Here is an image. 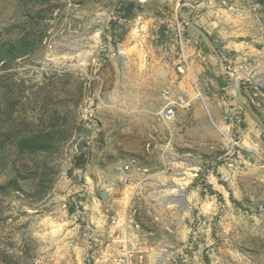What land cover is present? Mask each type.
<instances>
[{"label": "rangeland", "instance_id": "1", "mask_svg": "<svg viewBox=\"0 0 264 264\" xmlns=\"http://www.w3.org/2000/svg\"><path fill=\"white\" fill-rule=\"evenodd\" d=\"M135 1L143 8L124 20L117 12L121 0H50L41 7L0 0V41L17 36L23 24L43 38L9 69L0 66V140L10 130L36 132L53 118L63 137L55 152L34 156L0 141V185L19 184L0 195V254L10 264H264V181L236 192L214 173L222 189L215 191L207 182L212 167L204 162L213 152L195 155L203 167L188 182L167 146L172 123L158 112L166 98L174 99L170 90L181 78L176 67L184 64L177 0ZM211 1L210 12L245 6L264 33L257 0ZM227 65L232 73L233 63ZM235 166L244 171L243 162ZM110 194L134 211V230L157 235L149 259L123 246L116 254L106 246L107 234L97 237L114 223ZM161 201L167 216L154 212Z\"/></svg>", "mask_w": 264, "mask_h": 264}, {"label": "crops", "instance_id": "2", "mask_svg": "<svg viewBox=\"0 0 264 264\" xmlns=\"http://www.w3.org/2000/svg\"><path fill=\"white\" fill-rule=\"evenodd\" d=\"M180 1L182 4H179ZM195 1L177 0L175 5L176 28H180L178 17L185 22L179 29L185 31L181 54L184 64L176 67L181 78L170 90L174 96L176 117L169 128L167 146L176 154L174 165L184 172L183 179L188 182L196 175L197 169L203 167V162L197 161V153L215 152L214 158L204 161L212 167L207 168V182L221 193L218 179L229 181L231 187L239 192L242 184L249 185V182H256L259 178L264 181V164L259 165L258 162L262 155L259 149L264 151V84L261 80L256 81L259 75L264 83V33L260 32L258 20L241 4L217 7L210 12L213 8L211 0ZM184 4L190 6L183 10L186 11L183 12L185 16L178 9ZM229 54H233L234 58L246 55L254 60V81L263 89L260 91L263 98L253 96V86L244 81L246 74L238 71L230 73L227 63L236 66L237 62ZM211 73L213 76L209 78ZM232 139L238 140L242 148L243 157L240 160L232 157ZM178 153L188 156L181 158ZM222 160L225 162L216 163ZM241 162L244 163L243 172L235 166ZM214 173L219 176L218 179ZM110 198L115 205L114 223L108 229H100L102 233L96 232L97 237L107 234L109 240L106 246L116 254L123 246L137 253L146 252L145 256L149 259L155 241L159 240L157 235L134 230L126 201L114 199L111 194ZM166 207L161 201L154 212L159 217L167 216L164 212Z\"/></svg>", "mask_w": 264, "mask_h": 264}, {"label": "trees", "instance_id": "3", "mask_svg": "<svg viewBox=\"0 0 264 264\" xmlns=\"http://www.w3.org/2000/svg\"><path fill=\"white\" fill-rule=\"evenodd\" d=\"M33 6H45L49 4L50 0H26ZM261 6L264 14V0H257ZM122 7L118 9L119 17L124 20H129L136 15L143 8L139 2L135 0H121ZM40 10V9H39ZM40 11H46L42 8ZM39 11V12H40ZM39 12H36V17L39 20H44L45 17ZM28 18H34L32 15ZM34 27L21 25L19 34L17 36L8 37L0 41V66L1 69L7 70L10 65L16 60L30 55L35 51L37 44L42 42V36H38L39 33L35 32ZM263 91V89H261ZM59 118H53L52 121L44 128L39 129L36 132H20L14 131L12 135L11 130L3 136L9 142L14 143L17 152L19 154L37 155V154H50L56 151L58 144L63 140L58 130ZM4 139L0 140L2 144ZM3 146V145H2ZM84 154H81L76 159V165L80 166L84 163ZM19 184L16 179L9 180L3 185H0V195H5L10 191L18 190ZM0 262L4 264H10V258L7 255L0 254Z\"/></svg>", "mask_w": 264, "mask_h": 264}, {"label": "built area", "instance_id": "4", "mask_svg": "<svg viewBox=\"0 0 264 264\" xmlns=\"http://www.w3.org/2000/svg\"><path fill=\"white\" fill-rule=\"evenodd\" d=\"M234 60H236V66H234V70L232 71L233 74L235 72H242L243 74H246L247 77H245V82H249L254 89L253 96L258 97L261 96V87L259 84H256L255 81L252 79L254 78L256 72H255V62L252 58L246 55H241L239 57H235ZM238 69V70H236ZM250 77V78H249ZM252 80V81H251ZM166 105L158 112L159 118L164 121L165 123H173L176 117V105L173 100H170L169 98H166ZM231 146H232V154L237 157V159H241L243 157L242 148L239 145L238 140L232 139L231 140ZM148 147V145H147ZM126 169H129V165L125 166ZM142 173H147V170L144 169ZM134 214V211L133 213ZM131 214V216H132ZM139 227L135 225V229H138Z\"/></svg>", "mask_w": 264, "mask_h": 264}, {"label": "water", "instance_id": "5", "mask_svg": "<svg viewBox=\"0 0 264 264\" xmlns=\"http://www.w3.org/2000/svg\"><path fill=\"white\" fill-rule=\"evenodd\" d=\"M100 197L102 200H107L108 199V193L106 191H101Z\"/></svg>", "mask_w": 264, "mask_h": 264}]
</instances>
